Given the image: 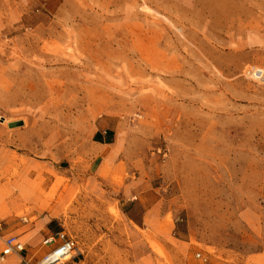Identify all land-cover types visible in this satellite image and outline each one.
Returning <instances> with one entry per match:
<instances>
[{"label": "rangeland", "instance_id": "obj_1", "mask_svg": "<svg viewBox=\"0 0 264 264\" xmlns=\"http://www.w3.org/2000/svg\"><path fill=\"white\" fill-rule=\"evenodd\" d=\"M49 221L63 264H264V0H0V251Z\"/></svg>", "mask_w": 264, "mask_h": 264}, {"label": "built area", "instance_id": "obj_2", "mask_svg": "<svg viewBox=\"0 0 264 264\" xmlns=\"http://www.w3.org/2000/svg\"><path fill=\"white\" fill-rule=\"evenodd\" d=\"M55 238L58 240L57 244L43 257L40 264H63V258L75 250L74 241L68 239L62 231L58 232L55 236L47 238L45 243H51ZM22 250L23 243L16 236L4 238L0 251L1 259Z\"/></svg>", "mask_w": 264, "mask_h": 264}, {"label": "crops", "instance_id": "obj_3", "mask_svg": "<svg viewBox=\"0 0 264 264\" xmlns=\"http://www.w3.org/2000/svg\"><path fill=\"white\" fill-rule=\"evenodd\" d=\"M102 134V133H101ZM99 135L100 137H98V139L95 141L96 143H109L108 141H106V139L103 137V135ZM51 221H49V223L47 224L46 229H44V231L41 234L42 237V242L43 245H41L39 243V241L37 240V242L33 244V246H27L26 247V254L24 257L25 262L26 263H37L41 260V258L43 256L46 255L47 252H49L56 244H57V239L55 238L52 242L56 241V243L51 244V246H47L45 244H49V243H45V240L51 236H55L58 232H60L59 230H57L56 228L52 227V223H50ZM51 224V225H50ZM18 238V237H17ZM19 239V238H18ZM20 241V239H19ZM25 249L24 243H23V250ZM18 253V252H16ZM20 257V254H13L12 255H8L5 258V263L4 264H17L18 259Z\"/></svg>", "mask_w": 264, "mask_h": 264}, {"label": "water", "instance_id": "obj_4", "mask_svg": "<svg viewBox=\"0 0 264 264\" xmlns=\"http://www.w3.org/2000/svg\"><path fill=\"white\" fill-rule=\"evenodd\" d=\"M22 122H12V123H9V127H13V126H18V125H21Z\"/></svg>", "mask_w": 264, "mask_h": 264}, {"label": "bare ground", "instance_id": "obj_5", "mask_svg": "<svg viewBox=\"0 0 264 264\" xmlns=\"http://www.w3.org/2000/svg\"><path fill=\"white\" fill-rule=\"evenodd\" d=\"M69 257V255H66L63 259L65 260V259H67ZM40 264V263H39Z\"/></svg>", "mask_w": 264, "mask_h": 264}, {"label": "trees", "instance_id": "obj_6", "mask_svg": "<svg viewBox=\"0 0 264 264\" xmlns=\"http://www.w3.org/2000/svg\"><path fill=\"white\" fill-rule=\"evenodd\" d=\"M108 142H110V141H108Z\"/></svg>", "mask_w": 264, "mask_h": 264}]
</instances>
